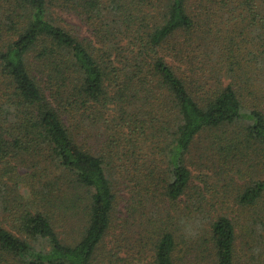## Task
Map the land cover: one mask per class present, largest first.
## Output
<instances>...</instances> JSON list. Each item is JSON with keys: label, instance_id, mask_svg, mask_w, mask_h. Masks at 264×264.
Returning <instances> with one entry per match:
<instances>
[{"label": "trees", "instance_id": "trees-1", "mask_svg": "<svg viewBox=\"0 0 264 264\" xmlns=\"http://www.w3.org/2000/svg\"><path fill=\"white\" fill-rule=\"evenodd\" d=\"M0 264H264V0H0Z\"/></svg>", "mask_w": 264, "mask_h": 264}, {"label": "rangeland", "instance_id": "rangeland-1", "mask_svg": "<svg viewBox=\"0 0 264 264\" xmlns=\"http://www.w3.org/2000/svg\"><path fill=\"white\" fill-rule=\"evenodd\" d=\"M66 19L69 21L70 24H73L75 26H79V23H78V21L76 19H74V18H71V19L70 18H66ZM88 35L89 34L87 32H85L84 30H82V32L80 33V37H84V36H88ZM199 184H201L202 189H203V187L205 185L202 184V183H199ZM226 184H228L227 181L218 183L214 179L208 178V183L205 186V195H207V197L209 199H212V200H213V195L219 196L220 199H218V202L214 203V201H212L215 204V208H219L221 203H223L224 207H225L224 210L226 212H229L228 215L235 222H237V221L240 222L243 219L244 209H242L239 206H237V204L233 201V199L227 193H225L224 186H226ZM132 185L133 184H131L130 181H128L126 184L121 185V189H122L121 193L124 194L127 197L128 196V191L126 190V188H128V186L132 188ZM209 204H210V202H209ZM211 207L212 206L210 204L209 208H211ZM118 209L125 214V209H124V205L123 204H119ZM69 230H70V228H69ZM69 230H68V232H69Z\"/></svg>", "mask_w": 264, "mask_h": 264}]
</instances>
